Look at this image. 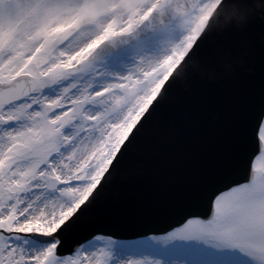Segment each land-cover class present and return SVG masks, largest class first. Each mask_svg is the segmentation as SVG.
Returning <instances> with one entry per match:
<instances>
[{
    "label": "snow or ice",
    "instance_id": "1",
    "mask_svg": "<svg viewBox=\"0 0 264 264\" xmlns=\"http://www.w3.org/2000/svg\"><path fill=\"white\" fill-rule=\"evenodd\" d=\"M257 19L264 0H0V264H264V30L226 162L157 227L83 230L219 71L211 41Z\"/></svg>",
    "mask_w": 264,
    "mask_h": 264
},
{
    "label": "water",
    "instance_id": "2",
    "mask_svg": "<svg viewBox=\"0 0 264 264\" xmlns=\"http://www.w3.org/2000/svg\"><path fill=\"white\" fill-rule=\"evenodd\" d=\"M262 30L257 19L247 28L211 41L219 71L210 70L207 83L199 78L190 81L188 100L171 115L162 136L146 149L139 171L116 179L103 194L102 211L85 223V233L126 225L159 226L156 219L168 205L180 200L204 172L226 162L236 117L258 88ZM252 123L249 114V134ZM121 234L135 238L132 229Z\"/></svg>",
    "mask_w": 264,
    "mask_h": 264
},
{
    "label": "bare ground",
    "instance_id": "3",
    "mask_svg": "<svg viewBox=\"0 0 264 264\" xmlns=\"http://www.w3.org/2000/svg\"><path fill=\"white\" fill-rule=\"evenodd\" d=\"M87 226H90L91 224H86Z\"/></svg>",
    "mask_w": 264,
    "mask_h": 264
}]
</instances>
